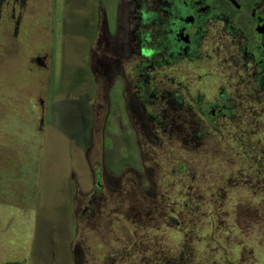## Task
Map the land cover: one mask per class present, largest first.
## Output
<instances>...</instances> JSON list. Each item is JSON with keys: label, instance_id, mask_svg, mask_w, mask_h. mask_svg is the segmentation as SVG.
<instances>
[{"label": "rangeland", "instance_id": "374dc122", "mask_svg": "<svg viewBox=\"0 0 264 264\" xmlns=\"http://www.w3.org/2000/svg\"><path fill=\"white\" fill-rule=\"evenodd\" d=\"M121 2L0 0V264H264L254 144L183 109L142 124L92 74Z\"/></svg>", "mask_w": 264, "mask_h": 264}, {"label": "flooded vegetation", "instance_id": "af4514ba", "mask_svg": "<svg viewBox=\"0 0 264 264\" xmlns=\"http://www.w3.org/2000/svg\"><path fill=\"white\" fill-rule=\"evenodd\" d=\"M119 8L122 18L109 25L116 36L103 28L102 58L96 72L91 68L106 78L104 95L128 100L130 116L142 124L158 106L153 128L170 110L199 114L237 150L248 153L244 147L254 144L249 157L257 167L245 161L256 170L264 165L256 149L264 145V0H122ZM221 69L227 82L219 81Z\"/></svg>", "mask_w": 264, "mask_h": 264}, {"label": "trees", "instance_id": "16d2710c", "mask_svg": "<svg viewBox=\"0 0 264 264\" xmlns=\"http://www.w3.org/2000/svg\"><path fill=\"white\" fill-rule=\"evenodd\" d=\"M10 116H13V115H10ZM12 118H15V117H12ZM12 118H11V120H12ZM17 142H18V141H17L16 139H14V140L12 141V144H13V143H17ZM239 146H240V145H239ZM3 149H4L5 151L7 150V149H5L4 147L0 148V154H1L2 157H5V156L8 154L9 151H6V152H5ZM2 150H3V151H2ZM239 150H240V149H239ZM239 150H238V151H239ZM253 160H254L253 157H249V159H248V161L250 162L249 164H250V165H254V166L257 167V164H256V163H252V164H251V162H252ZM257 163L260 164L261 162H260V161H257ZM28 193H30V192H29V191H27V192H23V194L20 195V196L24 198Z\"/></svg>", "mask_w": 264, "mask_h": 264}]
</instances>
